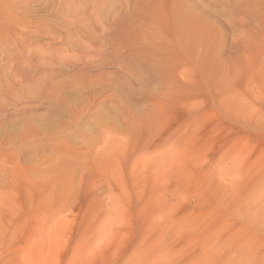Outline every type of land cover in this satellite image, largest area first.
Returning a JSON list of instances; mask_svg holds the SVG:
<instances>
[{"label":"rangeland","instance_id":"1","mask_svg":"<svg viewBox=\"0 0 264 264\" xmlns=\"http://www.w3.org/2000/svg\"><path fill=\"white\" fill-rule=\"evenodd\" d=\"M0 264H264V0H0Z\"/></svg>","mask_w":264,"mask_h":264}]
</instances>
